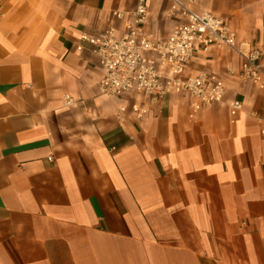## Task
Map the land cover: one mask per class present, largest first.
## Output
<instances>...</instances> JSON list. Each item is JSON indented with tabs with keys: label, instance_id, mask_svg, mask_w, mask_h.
<instances>
[{
	"label": "crops",
	"instance_id": "obj_1",
	"mask_svg": "<svg viewBox=\"0 0 264 264\" xmlns=\"http://www.w3.org/2000/svg\"><path fill=\"white\" fill-rule=\"evenodd\" d=\"M182 1L264 51V0ZM138 2L0 0V264H264V93L240 56L195 55L188 73L226 96L192 117L183 92L104 95L99 56L77 49L122 35L114 13ZM148 6L158 36L184 21L171 0Z\"/></svg>",
	"mask_w": 264,
	"mask_h": 264
},
{
	"label": "built area",
	"instance_id": "obj_2",
	"mask_svg": "<svg viewBox=\"0 0 264 264\" xmlns=\"http://www.w3.org/2000/svg\"><path fill=\"white\" fill-rule=\"evenodd\" d=\"M171 1L172 14L181 16L184 21L167 37L148 31V0H139L137 8L128 16L123 12L114 13L117 18L125 19L122 35L113 27L99 36L86 32L81 35L77 49L82 51L89 47L101 60L104 75L100 88L104 95L116 98L138 93L162 99L172 92H183L190 98L194 117L205 106L223 103L226 85L217 74H189V64L199 52L222 49L240 56L238 76L252 81L264 93V51L261 48L240 44L225 19L209 12L194 11L182 0ZM67 102L75 101L67 98ZM230 107L234 112L241 111L242 100L232 101ZM126 110L121 107L119 113ZM131 110L139 120L148 113L147 107L138 103L133 104Z\"/></svg>",
	"mask_w": 264,
	"mask_h": 264
}]
</instances>
